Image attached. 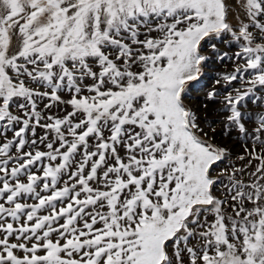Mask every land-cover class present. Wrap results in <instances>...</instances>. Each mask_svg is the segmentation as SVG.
Listing matches in <instances>:
<instances>
[{"label":"snow or ice","instance_id":"6c2138e0","mask_svg":"<svg viewBox=\"0 0 264 264\" xmlns=\"http://www.w3.org/2000/svg\"><path fill=\"white\" fill-rule=\"evenodd\" d=\"M0 264H264V0H0Z\"/></svg>","mask_w":264,"mask_h":264},{"label":"rangeland","instance_id":"374dc122","mask_svg":"<svg viewBox=\"0 0 264 264\" xmlns=\"http://www.w3.org/2000/svg\"><path fill=\"white\" fill-rule=\"evenodd\" d=\"M226 3H234V0H226ZM221 47H222V50H224L223 46H221ZM212 68H213V71L208 72L207 76L202 81L201 87L204 88V91H200L198 94H194V99L192 101V106L194 108L198 109L199 114H200V116L202 118H203L204 112H205V110L202 109V102L204 100L205 92H206V90L208 88V83L212 81V79L214 78V75L217 72H225V71H230L231 70L230 66L225 68L221 64H217L215 62L213 63ZM208 103H209V109L207 110L208 118H209L210 121H214V120L217 119V117H215L213 115L214 106L212 105L211 102H208ZM221 130H222V126H217V129H216V142L217 143H222V144H229L230 146H232V144L234 142L233 141H229L226 137H224L223 135H220ZM240 151H242V149H240L239 151H236V152H240Z\"/></svg>","mask_w":264,"mask_h":264},{"label":"bare ground","instance_id":"6f19581e","mask_svg":"<svg viewBox=\"0 0 264 264\" xmlns=\"http://www.w3.org/2000/svg\"><path fill=\"white\" fill-rule=\"evenodd\" d=\"M211 87V82L208 83V88ZM211 117V116H210ZM213 119V118H212ZM232 146L235 147V151H239L240 148L238 147V145H235L234 143L232 144Z\"/></svg>","mask_w":264,"mask_h":264}]
</instances>
